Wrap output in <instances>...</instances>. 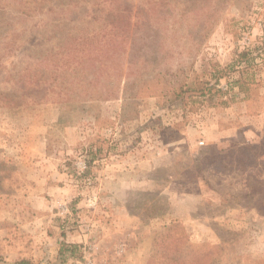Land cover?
Returning <instances> with one entry per match:
<instances>
[{
    "label": "rangeland",
    "instance_id": "374dc122",
    "mask_svg": "<svg viewBox=\"0 0 264 264\" xmlns=\"http://www.w3.org/2000/svg\"><path fill=\"white\" fill-rule=\"evenodd\" d=\"M182 259L264 264V0H0V264Z\"/></svg>",
    "mask_w": 264,
    "mask_h": 264
},
{
    "label": "trees",
    "instance_id": "16d2710c",
    "mask_svg": "<svg viewBox=\"0 0 264 264\" xmlns=\"http://www.w3.org/2000/svg\"><path fill=\"white\" fill-rule=\"evenodd\" d=\"M130 11L131 10H129V12L125 16H123L122 14L118 15L115 18V20L122 22V23H125V24H130V20L132 19V16H133L132 11L131 12ZM135 17L139 19L141 17L140 13L138 12ZM124 32L126 33V30ZM127 33H129V30L127 31ZM88 46L86 48H88ZM77 52H76V50H73L72 52H68L69 53L68 56L72 55L73 57H70L68 60H66L65 65L67 67V70H65V72L66 71H67V73L72 72L75 68L78 67L79 63H83V61L80 59V56ZM92 52H94V51H92ZM246 57H247V54L241 55V58H246ZM56 61L57 60H52V63H55ZM57 69H58V65L56 66V68L54 70H49L50 71V73H49L50 78L46 79V81H44V83L43 82H40V83L45 87L42 99L47 100L50 97L57 104H60V103H65V102L69 101L72 98V95L70 93L71 90L69 88L62 89V88H59L58 86H55V87L51 86L52 80H53L54 84L57 85V81H58ZM235 84L238 85L240 90L244 91L245 86L250 85L252 83L250 82L249 84L247 83L244 85V82L242 80H238L235 82ZM70 85H72V80L69 82V86ZM141 88H145L144 89L145 91H151L154 89V86L148 84V85L142 86ZM25 97H26V99L34 98V96L32 94H31V96L29 94H26ZM172 229H173V227L168 228L167 233H169ZM175 249H177V247H175ZM171 263L172 264H187V262L183 259L182 260H172ZM16 264H32V263L27 261V260H22V261L17 262Z\"/></svg>",
    "mask_w": 264,
    "mask_h": 264
}]
</instances>
